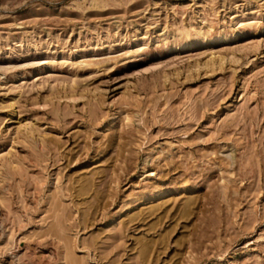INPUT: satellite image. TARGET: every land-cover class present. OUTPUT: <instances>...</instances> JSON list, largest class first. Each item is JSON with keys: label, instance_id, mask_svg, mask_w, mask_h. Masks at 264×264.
<instances>
[{"label": "rangeland", "instance_id": "obj_1", "mask_svg": "<svg viewBox=\"0 0 264 264\" xmlns=\"http://www.w3.org/2000/svg\"><path fill=\"white\" fill-rule=\"evenodd\" d=\"M16 262L264 264V0H0Z\"/></svg>", "mask_w": 264, "mask_h": 264}, {"label": "bare ground", "instance_id": "obj_2", "mask_svg": "<svg viewBox=\"0 0 264 264\" xmlns=\"http://www.w3.org/2000/svg\"><path fill=\"white\" fill-rule=\"evenodd\" d=\"M33 255H34V254H33ZM49 259H50V258H49ZM17 260H18V259H17ZM17 260H16V261H17ZM19 260H20V259H19ZM16 263L18 264L19 262H16ZM74 263H75V262H74ZM74 263H71V262H70V264H74Z\"/></svg>", "mask_w": 264, "mask_h": 264}]
</instances>
